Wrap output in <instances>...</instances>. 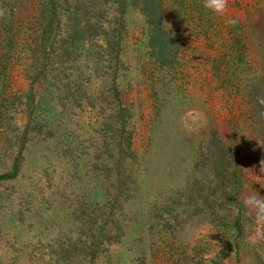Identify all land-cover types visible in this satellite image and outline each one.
<instances>
[{"label": "rangeland", "instance_id": "374dc122", "mask_svg": "<svg viewBox=\"0 0 264 264\" xmlns=\"http://www.w3.org/2000/svg\"><path fill=\"white\" fill-rule=\"evenodd\" d=\"M87 1L0 0V264H264V0Z\"/></svg>", "mask_w": 264, "mask_h": 264}, {"label": "trees", "instance_id": "16d2710c", "mask_svg": "<svg viewBox=\"0 0 264 264\" xmlns=\"http://www.w3.org/2000/svg\"><path fill=\"white\" fill-rule=\"evenodd\" d=\"M95 0H89L87 2V4H92ZM50 2V10L53 11V9L55 8V0H49ZM88 6H86L85 8H87ZM98 8L97 5L93 6V7H89L86 10L83 11V19L80 22L78 19L77 21V27L76 25H74L73 23H71L70 25L67 26V30H66V35L68 38V42L72 43L73 46L76 44V40H79L80 38L84 37V36H88V35H94L96 33H98V30L94 29V27H99L101 25H103V19H102V13L101 11L98 12ZM54 13V12H53ZM103 31V30H102ZM116 36V34H115ZM114 36V29L112 30V36L110 37L109 35H105L102 38L105 40L104 42V48L105 50H107V52L109 53V55H114V53L116 52V48L115 46L118 44L117 38H115ZM67 38H64L65 40ZM114 38V39H113ZM118 94V92H116V95ZM116 95L113 96L114 99H118L119 97H117ZM130 136L127 137L126 140L128 145L130 143ZM20 148V145H19ZM18 157V154L15 155V158ZM14 158V159H15ZM16 161L13 162L12 164V168L16 167L15 164ZM15 173V171L13 170V172H11V174L7 173V172H2L0 173V177H10L13 176Z\"/></svg>", "mask_w": 264, "mask_h": 264}, {"label": "clouds", "instance_id": "9594fccd", "mask_svg": "<svg viewBox=\"0 0 264 264\" xmlns=\"http://www.w3.org/2000/svg\"><path fill=\"white\" fill-rule=\"evenodd\" d=\"M206 8L211 9L213 12L217 14H223L227 7V0H205ZM262 211H264V205L261 206Z\"/></svg>", "mask_w": 264, "mask_h": 264}]
</instances>
